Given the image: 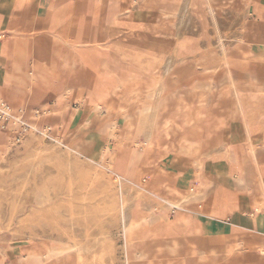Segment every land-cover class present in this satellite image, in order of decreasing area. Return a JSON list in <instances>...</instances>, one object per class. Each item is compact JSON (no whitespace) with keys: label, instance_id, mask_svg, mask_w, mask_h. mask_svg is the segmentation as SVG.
Returning <instances> with one entry per match:
<instances>
[{"label":"rangeland","instance_id":"1","mask_svg":"<svg viewBox=\"0 0 264 264\" xmlns=\"http://www.w3.org/2000/svg\"><path fill=\"white\" fill-rule=\"evenodd\" d=\"M247 1L155 2L157 7L149 6L144 17L134 9L114 18L110 43L128 41V36L133 39L140 33L146 40L144 50L131 49L124 55V70L128 68L124 65L135 69L148 66L155 84V79L163 76L158 82L163 89L158 95L156 88L154 94L144 91L143 80L133 81L131 91L126 96L120 94L118 99L110 87L112 76L106 75L112 83L104 91L92 93L95 83L90 92L92 77L83 71L81 80L72 87L82 93L89 89L91 96L80 104L77 97L66 93L71 102L69 120L77 115L76 125L81 120L85 123L77 135L75 132L66 136L62 127H50L43 133V127L58 122L59 115L51 113L55 111L50 110L53 98L41 95L35 82H24L20 104L11 103L5 96L4 101L17 110V116L0 115V256L4 252L13 258L30 247L27 254L35 256L45 248L78 245L83 249L80 254L67 250L66 259H71L72 264H125L122 217L129 215V207L128 211L123 209L128 202L130 207L138 205L136 213L147 216L139 229L149 228L133 242L132 252L141 250L156 260L175 262L169 241L157 240L151 232L160 220L157 214L174 218L181 214L178 209L192 211L201 200L223 203L219 200L218 183L243 180L222 168L225 162L220 161L235 157L232 141H243L242 149L250 159L243 165L253 169L252 178L260 177L264 152L259 158L255 144L262 136L260 130H264V81L257 76L264 72V56L258 50L243 59L251 52L246 50L257 49L242 34L252 22H264V16H257L255 10L260 4L264 6V0L251 1L252 13H247ZM109 55L113 60L114 51ZM111 58L109 70L116 71L120 66ZM238 61L257 68L253 70L257 73L252 77L254 81L247 87L250 91L241 85H245L241 80H246L241 73L247 70L234 67ZM97 64V56L88 54L86 65L95 70L96 78L104 84ZM12 83L7 81L9 94L13 92ZM131 95L135 97L129 100ZM107 100H113L111 110L91 112L93 102L110 105ZM141 100L146 110L143 109L132 134L126 133L125 121L119 118L120 139H109L108 127L118 118L119 102L127 104V113L135 119ZM252 112L256 115L254 122L249 117ZM33 123L38 125L36 129L32 128ZM148 134L145 144L142 140ZM58 137H65V141ZM136 141L141 145L137 146ZM107 143L115 152L120 146L119 154L109 158L100 155ZM181 155H189L192 160L181 159ZM181 171L189 177L184 181L182 194L167 188L161 175L182 174ZM131 264L137 263L134 260Z\"/></svg>","mask_w":264,"mask_h":264},{"label":"crops","instance_id":"2","mask_svg":"<svg viewBox=\"0 0 264 264\" xmlns=\"http://www.w3.org/2000/svg\"><path fill=\"white\" fill-rule=\"evenodd\" d=\"M163 1L173 0H0V97L5 100V96H8L11 103L20 104L24 82H35L40 87L38 92L41 95L48 99L53 98L54 106L50 110H58L60 128L65 130L68 126H75L78 117L75 115L69 120L71 102L67 96L77 97L78 102L87 100L94 83L92 93L102 92L107 88L106 85L112 83V79L105 78L103 84L96 78L95 70L83 63L80 52L77 53L73 47L76 45L74 39L81 38L82 41L88 42L87 48L90 46V49H95V53L100 44L107 45L103 49L108 55L110 51H114L113 60L109 55L111 60L116 65H123L126 61L124 55L131 49L144 50L146 40L138 33L133 39L128 36V41L115 40L110 43L109 34L113 19L131 13L134 9L144 17L149 6L157 7L155 2L160 5ZM251 1L253 0L247 1V13H252ZM255 10L257 16H264V6L260 4L259 9ZM135 20L139 22L137 18ZM243 32L242 38L253 42L252 45L255 46L251 47L257 50H246L251 52L246 58H242L248 59L258 50L264 56V22H252ZM100 33H103L102 38ZM97 38L100 40H95ZM66 52L71 57L70 61L64 60ZM234 67L247 70L246 73H241L246 75V80H241L245 85H241L246 87V91H250L247 87L254 81L252 77L257 73L253 70L257 68L249 66L246 61H238ZM83 71L91 74L90 92H87L88 89L82 93L72 87L76 81L81 80ZM260 76L257 77L263 82L264 72ZM7 81L13 82L14 93L9 94L6 91ZM122 85L123 83L120 87ZM110 95L114 97L113 94ZM106 103L110 105H106L104 112L113 107V100H107ZM225 127L231 129L228 125ZM260 131L263 132L262 136L259 142H256L258 144H255L256 149L259 148L258 157L264 152V130ZM243 144V141H232V148L236 151L235 157L229 161L220 158V161L225 162L222 168L226 167L233 177L243 178L241 182L226 179L218 183L219 200H223V203L201 200L196 209H178L181 214L168 221L158 220L151 227V232L157 240L169 241L170 255L177 258L173 262L148 256L149 259L155 260V264H264V166L260 177H251L253 169L249 170L243 165L245 161L250 160L242 149ZM181 159L192 160L189 155L182 156ZM181 173L161 174L163 181L168 183L167 188L180 194L185 186V179H189L185 171ZM174 198L179 201L176 196ZM148 229L144 228L133 240L141 238L142 233ZM140 251L136 250L137 253ZM27 252L18 253L13 258L6 254V264H39L36 263L35 256L28 255Z\"/></svg>","mask_w":264,"mask_h":264},{"label":"bare ground","instance_id":"3","mask_svg":"<svg viewBox=\"0 0 264 264\" xmlns=\"http://www.w3.org/2000/svg\"><path fill=\"white\" fill-rule=\"evenodd\" d=\"M218 1V0H217ZM221 4V2H220ZM173 13V12H172ZM130 14V13H129ZM124 16V15H123ZM119 18V17H118ZM165 18V17H164ZM114 20V19H113ZM122 20V19H121ZM112 22V21H111ZM169 25V24H168ZM172 25V24H171ZM112 28V27H111ZM118 28V27H117ZM110 29V28H109ZM112 30V29H110ZM120 30V29H119ZM130 30V29H129ZM123 33V32H122ZM130 34V33H129ZM151 35V34H150ZM134 36V35H133ZM137 36V35H136ZM145 37V36H143ZM151 37V36H150ZM153 39V38H152ZM177 39V38H176ZM89 40V39H88ZM74 42L76 43V45H73V47H75L76 49V52L81 54V60L83 61V63L87 64V57H88V54L91 55L92 53H94L97 58H98V64H97V71L100 73V75L105 78L106 75H110L112 76L113 78V83L110 85V87L112 89H114L112 91V93H115L117 94L118 96V99L121 98L120 94H123V96H126L127 93L129 91H131V87L133 86L132 85V82L134 81V79H139V80H143L142 84H143V89L144 91H153L154 94L157 92L156 88L158 89V95L161 93L162 91V86H158V82H160L161 78L163 77H160L159 79H157V82L155 84V82H153L154 80L150 77V73L149 72V67L148 66H138V68H134L129 66V65H124V66H128V68H126L124 70L123 68V65H120L119 64V68L115 71H112V70H109V64H110V57L108 55L107 52H105V50L103 48H106L107 45H103V44H100V46L98 47L96 53H95V49H90V46H86V43L88 42H85V41H79L77 42V40H74ZM176 42V41H175ZM109 47V46H108ZM116 50V49H115ZM58 51V50H57ZM125 52V51H124ZM62 56V55H61ZM65 56V59L64 60H67V61H70L71 57L69 55L68 52H66V54L64 55ZM63 58V57H62ZM141 58V57H140ZM139 58V59H140ZM149 59V57H147ZM81 61V62H82ZM117 62V61H116ZM151 62V60H150ZM65 63V62H64ZM142 63V62H141ZM158 63V62H157ZM143 64V63H142ZM145 64V63H144ZM175 64V63H174ZM134 65V64H133ZM139 65V64H138ZM141 65V64H140ZM146 65V64H145ZM159 65V64H158ZM173 65V64H172ZM160 66V65H159ZM158 68V67H157ZM170 68V66H167V69L166 71H168ZM152 75V74H151ZM159 76V75H158ZM138 80V81H139ZM136 81V80H135ZM123 83V85L120 87V85ZM138 83V82H137ZM162 84V83H161ZM160 84V85H161ZM129 86H130V90H129ZM152 92V93H153ZM173 92V91H172ZM202 92V91H201ZM108 93H110L108 91ZM145 93V92H144ZM175 93V92H174ZM149 94V93H148ZM91 96V95H90ZM122 96V97H123ZM135 95H131V97H129V100L134 98ZM201 98V97H200ZM93 100V99H92ZM95 101V100H94ZM83 100L79 101L80 104H83ZM93 102V101H92ZM142 104H143V101H139L137 103V110H136V118L135 119H132L131 118V115L127 113V104H123L121 102H119V108H118V112H119V115H118V118L114 121L111 122V124L109 125L108 127V133H107V137L109 139L111 138H116V139H120V135H121V132L119 130V118H123L124 121H125V125H126V133H130V135L132 134V130H133V127L136 125L137 123V120L139 118H142V114H143V109L145 108L142 107ZM156 104V103H155ZM106 109V105L105 104H102V103H99V102H93V106H92V112H97V113H103L104 110ZM146 110V109H144ZM58 111V110H57ZM57 111H51L52 114L54 115H59V112ZM147 111H148V108H147ZM7 117H11V116H14L16 117L17 116V112L16 110H13L7 102H5L1 97H0V114H3ZM95 115H97L95 113ZM145 118H147L148 116V113L144 114ZM250 117V120L251 121H255L256 120V115L254 112L250 113L249 115ZM159 118V117H158ZM161 123V122H160ZM159 123V124H160ZM166 123V122H165ZM139 124V123H138ZM85 123L83 122V120L80 121V123L77 125V126H74V127H71L68 128L66 131L64 130V134L66 136H70L71 134L75 133V135H77V133L79 132V130L81 129L82 126H84ZM156 125V124H155ZM157 126V125H156ZM36 127H38L37 124L33 123L32 125V128L33 129H36ZM52 127L54 129H59L60 128V124L59 122H56L52 125H46L43 127V133H46L45 131L49 130V128ZM140 128V127H139ZM137 129V128H136ZM143 130V129H142ZM154 132V131H153ZM134 133V132H133ZM149 137L150 135H146V139L142 140L143 143L147 144L148 141H149ZM186 138V137H185ZM58 139L60 140H63L65 141V137L63 139V137H58ZM187 139V138H186ZM188 140V139H187ZM185 140V141H187ZM152 141V140H151ZM61 142V141H60ZM193 142V141H192ZM194 143V142H193ZM135 144L137 146H140V142H135ZM188 145V143H187ZM151 147V146H150ZM191 147V146H190ZM120 146L117 147L116 149L118 151L119 150ZM115 149V150H116ZM150 149V148H149ZM187 149V148H185ZM183 150V149H182ZM115 152V151H112V148L110 146V144H105L102 148V150H100V155H102L103 157L105 158H109L110 156L118 153L119 152ZM190 151V150H189ZM203 159V158H202ZM88 160H91L93 161L94 159L92 157H89ZM130 161V160H129ZM131 162V161H130ZM194 185V184H193ZM176 188V187H175ZM195 190V189H194ZM178 192V191H177ZM182 203V202H181ZM174 204L171 202L169 204V206H173ZM137 204L134 207H130V204L128 202H126L125 204H123V209H126L127 207H129L130 209V212H127L129 213L128 217L125 216V214H123L124 216L122 217V220L125 221V245H124V249H125V253H126V260H125V264H131V262H144L143 264H155V260L153 259H149L148 258V255L143 252V251H140L139 253H137L136 251L132 252V244L134 242L133 238L134 236L138 235V233L142 232L141 230L142 229H139V227L141 226V222H143L147 216L145 215H141L139 213H136L135 210H137ZM175 207V206H174ZM128 209V210H129ZM127 210V209H126ZM127 210V211H128ZM167 210V209H166ZM155 211V210H154ZM121 212V211H120ZM155 214V212H153ZM162 213V212H161ZM165 212H163L164 214ZM159 214V213H158ZM158 218L163 219L165 221H168L170 218L169 216H164V215H158ZM150 215V214H149ZM122 216V215H121ZM145 222V221H144ZM122 223V222H121ZM144 225V224H143ZM144 228V227H143ZM69 249L68 252H71L72 253L74 251H78V253L80 254L83 249L81 247H79L78 245H75V247L73 248H70V247H67V246H59V247H55V248H45L44 249V252L41 254V255H35V260H36V263H39V264H43V263H46V264H72V260L71 259H66V257H68L67 255V250ZM3 254L0 256V264H6L5 262V259H6V255L4 254V252H2ZM71 260V261H70ZM123 261V260H122ZM8 263V262H7ZM78 264H81V262H78ZM86 264H90V263H86Z\"/></svg>","mask_w":264,"mask_h":264},{"label":"built area","instance_id":"4","mask_svg":"<svg viewBox=\"0 0 264 264\" xmlns=\"http://www.w3.org/2000/svg\"><path fill=\"white\" fill-rule=\"evenodd\" d=\"M4 114V113H3ZM2 116V114H0ZM7 117V116H6Z\"/></svg>","mask_w":264,"mask_h":264}]
</instances>
